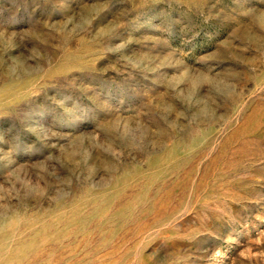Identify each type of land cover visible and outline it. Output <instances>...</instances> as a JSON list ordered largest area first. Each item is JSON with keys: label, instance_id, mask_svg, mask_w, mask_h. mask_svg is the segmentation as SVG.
<instances>
[{"label": "rangeland", "instance_id": "1", "mask_svg": "<svg viewBox=\"0 0 264 264\" xmlns=\"http://www.w3.org/2000/svg\"><path fill=\"white\" fill-rule=\"evenodd\" d=\"M0 264H264V0H0Z\"/></svg>", "mask_w": 264, "mask_h": 264}]
</instances>
